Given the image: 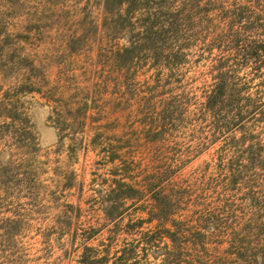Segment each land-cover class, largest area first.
Masks as SVG:
<instances>
[{"label":"rangeland","instance_id":"obj_1","mask_svg":"<svg viewBox=\"0 0 264 264\" xmlns=\"http://www.w3.org/2000/svg\"><path fill=\"white\" fill-rule=\"evenodd\" d=\"M160 1L0 0V264H264V0Z\"/></svg>","mask_w":264,"mask_h":264},{"label":"trees","instance_id":"obj_2","mask_svg":"<svg viewBox=\"0 0 264 264\" xmlns=\"http://www.w3.org/2000/svg\"><path fill=\"white\" fill-rule=\"evenodd\" d=\"M159 3L162 4V1H160V0L159 1H157V0H105L104 9L108 14H110L112 17H114L113 18V24L116 23V14H117L118 7H120L122 5H126L125 11H124L125 12L124 13V19H123L124 21H127V20L130 21L131 16L138 11H146V12L148 11L147 12V18H145L144 20L150 21L151 24L153 25L154 23L152 21L157 22V19L154 17V16H156L157 13L151 12V10L153 9L152 4L153 5H155V4L159 5ZM156 10H157V8H156ZM235 21H237L239 23V24H237V26H239L240 28L244 27L243 23L241 22L240 16H237V18L235 17L234 22ZM165 22L167 24H165ZM170 24H172V23L168 22V20H165L163 25H170ZM234 24L232 23V25H230L231 29H232L231 31H234V33H232L233 37L238 35L237 31L233 30ZM146 28L150 29L151 26L146 27ZM141 46H142L141 44H131V46L125 47L123 53L121 54L122 56H124V58H122V59L124 61L134 59V57L140 53V51L142 49ZM262 51L264 52V42L257 45L254 48V52H255L256 56L253 57V59L259 57V55ZM224 75H225L224 72L219 73L218 78H217V82L214 84L213 89L211 90V93L209 94V96L207 98V104L211 108H213V107L215 108L216 106L221 104V102H223V96H224V93H225V91L227 89V85H228L226 78H225L226 76H224ZM233 176H234V174H233ZM115 181L117 184V187H116L117 191L123 190V188L125 186H127L125 183L121 182V180H119V181L115 180ZM231 182L234 183L235 178H232ZM128 187L130 189L132 188L131 186H128ZM154 200H155V205L157 207H159L160 210L163 209L164 203L162 202V199L161 198H154ZM154 219L158 220L157 226L162 231V234H164L165 236H167L171 240L172 245H174V246L179 245L176 243V241H178L177 234H178L179 229L176 226V224L174 223V221L165 219L163 216H159V217L157 216V218L155 216H150L147 218V220L149 222H151ZM169 221H171V223H173V224H171V226L173 225V230H172V228L165 227L163 225V223L169 222ZM140 222H142V221L141 220L138 221V223H140ZM129 245L130 246H128L126 244L125 246H123L120 249L118 255L114 256L112 264H134V263H137V260H135V259H133L134 260L133 262L131 261V259H132L131 256L133 255V252L135 251L136 245L135 244H129ZM85 249L89 252V254L95 252V250L91 247H86ZM82 256H83V258H82L81 262L83 264H99L101 262V260H103V259L105 260L107 258L106 256H103L101 258H94L92 256V254H90V256H87L86 253H83ZM100 264H108V262L104 261Z\"/></svg>","mask_w":264,"mask_h":264}]
</instances>
